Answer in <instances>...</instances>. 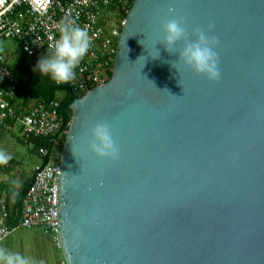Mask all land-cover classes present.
Here are the masks:
<instances>
[{"label": "water", "instance_id": "water-1", "mask_svg": "<svg viewBox=\"0 0 264 264\" xmlns=\"http://www.w3.org/2000/svg\"><path fill=\"white\" fill-rule=\"evenodd\" d=\"M72 91L68 264H264V0H134Z\"/></svg>", "mask_w": 264, "mask_h": 264}, {"label": "built area", "instance_id": "built-area-1", "mask_svg": "<svg viewBox=\"0 0 264 264\" xmlns=\"http://www.w3.org/2000/svg\"><path fill=\"white\" fill-rule=\"evenodd\" d=\"M134 0H0V47L12 40L27 56L59 55L64 71L58 85L86 93L105 84L113 72L117 45L127 13ZM109 20L114 21L108 25ZM50 65L57 64L53 59ZM0 127L18 125L17 139L46 162L34 174L21 201L16 224L8 223L10 208L0 197V242L17 227L38 228L58 252V264H68L60 227L62 149L71 120L64 124L53 102L37 98L19 109L14 104L19 90L17 74L0 49ZM91 85V87H89ZM44 137L50 146L35 147L33 138ZM5 168L14 161L0 157ZM5 264H15L5 258Z\"/></svg>", "mask_w": 264, "mask_h": 264}, {"label": "crops", "instance_id": "crops-1", "mask_svg": "<svg viewBox=\"0 0 264 264\" xmlns=\"http://www.w3.org/2000/svg\"><path fill=\"white\" fill-rule=\"evenodd\" d=\"M4 53L6 55L7 64L16 71L18 76L24 73L27 68L29 69L31 67H35L42 72L47 71L49 66L53 69V66H51L49 62L52 56L48 54H39L32 57L27 56L20 51L18 45H15L12 49L6 50ZM9 55L10 57L12 56L11 59L13 58L11 61H7ZM36 99L27 97L23 94L21 86L19 85L14 104L16 108L19 109L23 106L33 104ZM17 131L18 125L16 123L10 131H5L0 127V157L3 153H7L14 161V165L7 168L3 167L0 162V197L4 198L7 202L11 215L13 211L15 212L17 206H20L21 209L20 202L32 181L34 167L43 160L34 150H30L29 147L25 145L23 146L17 139ZM16 142L21 143L23 149L22 147H18ZM3 262L5 263V259Z\"/></svg>", "mask_w": 264, "mask_h": 264}, {"label": "trees", "instance_id": "trees-1", "mask_svg": "<svg viewBox=\"0 0 264 264\" xmlns=\"http://www.w3.org/2000/svg\"><path fill=\"white\" fill-rule=\"evenodd\" d=\"M127 13H124L126 15ZM52 59L56 60L57 63L53 69L49 66L47 71H39L37 68H27V70L18 76L17 79L19 85L21 86V91L27 97L30 98H42L47 102H53L55 108L59 114L64 119V124L66 121H70L72 114L68 110V106L73 100V91L72 88L67 85H58L56 82L58 78L62 75L64 71V65L60 62L59 55H52ZM58 59V60H57ZM15 73L16 71L11 68ZM112 74L109 75V78ZM30 77V78H29ZM91 87V85H89ZM61 96L59 97V95ZM84 93L78 92L79 96H82ZM66 135L63 137L65 140ZM33 143L35 147L39 146H50L48 139L44 137H35L33 138ZM43 163L46 162V158L42 160ZM22 201V199H21ZM21 204V202H20ZM19 210L20 206H17L15 212H12L8 223L16 224L19 221Z\"/></svg>", "mask_w": 264, "mask_h": 264}, {"label": "rangeland", "instance_id": "rangeland-1", "mask_svg": "<svg viewBox=\"0 0 264 264\" xmlns=\"http://www.w3.org/2000/svg\"><path fill=\"white\" fill-rule=\"evenodd\" d=\"M113 22L109 20L107 24L112 25ZM15 45L18 44L12 40H5L0 49L5 52ZM11 57L9 55L7 61H11L13 59ZM16 145L23 149L24 145L21 143L16 142ZM57 255L58 252L50 240L38 228L19 226L0 242V264H5L3 260L6 257L15 264H58Z\"/></svg>", "mask_w": 264, "mask_h": 264}, {"label": "bare ground", "instance_id": "bare-ground-1", "mask_svg": "<svg viewBox=\"0 0 264 264\" xmlns=\"http://www.w3.org/2000/svg\"><path fill=\"white\" fill-rule=\"evenodd\" d=\"M73 107H74V105H73Z\"/></svg>", "mask_w": 264, "mask_h": 264}]
</instances>
